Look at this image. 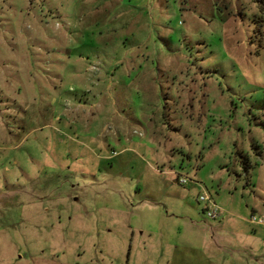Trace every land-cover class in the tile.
<instances>
[{
	"label": "rangeland",
	"instance_id": "rangeland-1",
	"mask_svg": "<svg viewBox=\"0 0 264 264\" xmlns=\"http://www.w3.org/2000/svg\"><path fill=\"white\" fill-rule=\"evenodd\" d=\"M252 215L264 0H0V264H264Z\"/></svg>",
	"mask_w": 264,
	"mask_h": 264
},
{
	"label": "built area",
	"instance_id": "built-area-1",
	"mask_svg": "<svg viewBox=\"0 0 264 264\" xmlns=\"http://www.w3.org/2000/svg\"><path fill=\"white\" fill-rule=\"evenodd\" d=\"M184 181L185 180H179L178 183L184 184ZM198 200L201 202H206L204 212L207 214V218L214 220L220 217L221 212L218 210L217 206L214 203L210 202L209 197L207 195L201 196ZM250 223L259 224L264 228V219L260 216L255 217L254 215H252V218H250Z\"/></svg>",
	"mask_w": 264,
	"mask_h": 264
},
{
	"label": "trees",
	"instance_id": "trees-1",
	"mask_svg": "<svg viewBox=\"0 0 264 264\" xmlns=\"http://www.w3.org/2000/svg\"><path fill=\"white\" fill-rule=\"evenodd\" d=\"M248 168H249V167H248V166H246V167L244 168V170L247 172Z\"/></svg>",
	"mask_w": 264,
	"mask_h": 264
}]
</instances>
